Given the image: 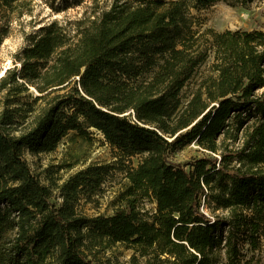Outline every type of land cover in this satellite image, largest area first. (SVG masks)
Returning a JSON list of instances; mask_svg holds the SVG:
<instances>
[{
	"label": "trees",
	"instance_id": "trees-1",
	"mask_svg": "<svg viewBox=\"0 0 264 264\" xmlns=\"http://www.w3.org/2000/svg\"><path fill=\"white\" fill-rule=\"evenodd\" d=\"M218 1L253 0H110L27 36L0 75V264H263L264 24L196 28ZM91 128L113 161L60 183L32 171L26 153ZM192 142L207 154L172 159ZM116 170L113 211L87 215Z\"/></svg>",
	"mask_w": 264,
	"mask_h": 264
},
{
	"label": "rangeland",
	"instance_id": "rangeland-1",
	"mask_svg": "<svg viewBox=\"0 0 264 264\" xmlns=\"http://www.w3.org/2000/svg\"><path fill=\"white\" fill-rule=\"evenodd\" d=\"M110 0H17L9 9L0 7V24H9V33L0 44V75L4 70L13 65L15 55L27 44V36L39 27L58 20L65 24L74 21L92 11L107 7ZM197 20L196 28L203 30L213 28L223 30L226 28L253 29L264 24V0H253L245 6L218 1L206 8L192 11ZM209 66V61L199 68V74ZM1 96V95H0ZM183 102L188 98L184 94ZM115 150L104 140L103 135L91 128L87 137H82L75 132H69L57 148L51 152L31 155L26 153L30 168L39 178L48 183V176H52L58 183L69 174L92 163L111 162L115 159ZM207 154L196 143L192 142L173 155L176 162L184 163L193 157ZM138 156L133 157V163ZM122 172L114 171L104 184L103 193L91 202L82 203L81 210L87 215L96 213L110 214L115 205V195L123 184ZM145 208H152L153 204L145 201ZM263 249L261 252L264 264V235L262 237ZM107 254L113 260L125 262L131 250L122 244L112 246Z\"/></svg>",
	"mask_w": 264,
	"mask_h": 264
}]
</instances>
